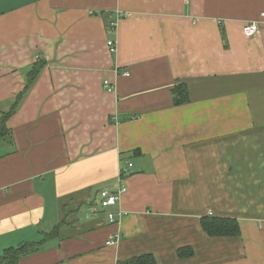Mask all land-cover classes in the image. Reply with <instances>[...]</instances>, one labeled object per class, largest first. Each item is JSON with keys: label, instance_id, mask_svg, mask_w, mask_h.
<instances>
[{"label": "crops", "instance_id": "1", "mask_svg": "<svg viewBox=\"0 0 264 264\" xmlns=\"http://www.w3.org/2000/svg\"><path fill=\"white\" fill-rule=\"evenodd\" d=\"M263 14L264 0H0V113L43 63L0 140V256L65 219L19 264H264ZM122 184L120 205L89 211ZM208 215L241 236L209 237Z\"/></svg>", "mask_w": 264, "mask_h": 264}, {"label": "trees", "instance_id": "2", "mask_svg": "<svg viewBox=\"0 0 264 264\" xmlns=\"http://www.w3.org/2000/svg\"><path fill=\"white\" fill-rule=\"evenodd\" d=\"M43 69V63H37L33 71L28 77V85L26 91L20 94L15 103L11 106L10 111L0 113V140L8 137L10 129L7 125L8 119L17 111L19 104L25 93L39 78ZM174 103L176 106H183L190 103V93L187 84L181 83L173 90ZM123 177V176H122ZM124 178V177H123ZM67 223L64 219L62 223L46 235L44 240L39 243H23L17 247H11L4 251L0 256V264H19L23 258L32 256L41 251L42 245L52 239L58 238L61 234L62 227ZM201 228L206 235L211 238H239L241 236L240 223L236 218L205 216L200 221ZM180 259H188L194 256L192 247H182L177 252ZM117 264H158L156 257L153 254H144L136 256L129 260L118 261Z\"/></svg>", "mask_w": 264, "mask_h": 264}, {"label": "built area", "instance_id": "3", "mask_svg": "<svg viewBox=\"0 0 264 264\" xmlns=\"http://www.w3.org/2000/svg\"><path fill=\"white\" fill-rule=\"evenodd\" d=\"M264 17V14H263ZM244 35L246 37H253L259 32V23L257 22H252L250 24H247L243 28ZM108 48L110 49L111 52L116 51V44L115 42H108ZM126 76H129V73H125ZM104 89L108 93H113L115 91V86L109 81L105 80L103 83ZM132 164L129 163V167H131ZM127 192V187L126 185L122 184L120 185L119 189L115 192H106L105 193V198L101 200L100 204L98 206H93L89 208V211L92 213H99L100 209H108L110 207H117L118 205L121 204L122 197L123 195ZM123 215V211L119 210L117 213L110 212L108 214V219L111 223H114L118 217ZM119 241V237L116 236V238L111 239L110 241L107 242V245H114Z\"/></svg>", "mask_w": 264, "mask_h": 264}]
</instances>
